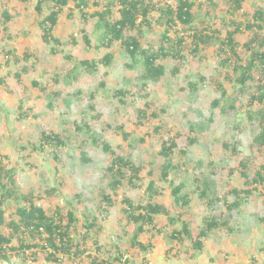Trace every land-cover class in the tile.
Here are the masks:
<instances>
[{
	"label": "rangeland",
	"instance_id": "rangeland-1",
	"mask_svg": "<svg viewBox=\"0 0 264 264\" xmlns=\"http://www.w3.org/2000/svg\"><path fill=\"white\" fill-rule=\"evenodd\" d=\"M78 1L87 3L83 13L76 7ZM152 2L156 6L148 17L150 26H142L141 46L156 50L166 29V16L159 18L161 7L175 8L177 0ZM188 2L191 24L175 20L167 33L170 42L163 44L174 58L158 59L156 65H162L164 75L156 82L145 81L142 88V58L133 60L122 50L120 40L106 41L104 23L92 17L108 10L106 20L112 24L119 17L120 0L71 3L58 17L48 41L42 39L39 26L48 15L47 5L41 6L38 15L37 0H0L2 164L16 170L20 193L41 195L35 199L38 206L73 210L79 219L76 233H81L85 220L95 219L97 226L92 232L97 243L87 241L89 250L81 258L49 262L42 251L36 257L33 250L24 256L10 251V258H0V264L113 263L117 253L122 255L119 264L126 260L128 264H264V188L258 185L245 195L248 187L240 174L242 162L247 163L250 176L264 165V146L255 141L257 112L264 111V102L251 104L250 93L239 92L236 81V65L246 62L249 53L239 48L236 58L231 55L224 64L218 41L195 48L192 38L193 33L225 38L233 23H238L242 31L236 42L242 46L255 38L252 48L264 50V28L245 29L254 22L255 11H264V0H241L240 10L228 0ZM2 14L9 15L6 24ZM128 36L135 32L123 33L124 39ZM105 56L107 62L102 60ZM51 131L67 145H40L41 133ZM94 140L134 161L140 173L133 185L124 181L112 190L108 183L113 179L103 175L111 157ZM172 143V169L167 180L160 182L166 161L160 151L163 144ZM150 181L158 182L162 194L156 201L168 207L176 220L158 216L156 229L147 226L134 242L135 226L124 215V199L144 201ZM177 186L188 197L184 208L173 202L171 188ZM52 187L57 194L46 195L44 190ZM211 219L219 228L208 234L198 252L188 238L180 239L173 232L181 229L184 220L194 238ZM138 242L144 243V250ZM12 247L17 249L16 239Z\"/></svg>",
	"mask_w": 264,
	"mask_h": 264
},
{
	"label": "trees",
	"instance_id": "trees-1",
	"mask_svg": "<svg viewBox=\"0 0 264 264\" xmlns=\"http://www.w3.org/2000/svg\"><path fill=\"white\" fill-rule=\"evenodd\" d=\"M235 4L236 8L240 10L241 0H228ZM77 0H37L35 10L38 15L41 14V6L47 5L49 12L40 22L39 26L42 30V39L48 41L51 38L50 32L58 22V17L63 12V9L69 6L71 3L75 4ZM156 3L152 0H120L119 17L111 24L106 20L109 15V11L96 12L92 17H98V20L104 23L106 41L120 40L122 50L127 53L133 60L139 56L142 58L143 70L139 75L144 87L145 81H159L164 75V68L162 65H156V62L160 58L172 57L167 52V49L163 47V44L169 43V36L167 33L172 29L173 25L178 20L183 25H190L192 21L191 4L188 0H177L175 8L170 5L161 7L162 15L166 16L165 30L160 37V45L156 50L153 48H142L141 39L143 36L142 26H150L148 17L150 12L155 9ZM76 7L80 10L87 7V3L84 1H78ZM254 22L247 23L245 29L249 31H261L264 28V11L258 9L253 13ZM2 21L6 24L9 21V15L2 14ZM234 28L226 32L225 38L212 37L210 35L193 33V45L196 47L203 45L208 46L213 41H218V54L224 55L223 63H229V56L236 58L237 50L244 48L249 53V58L246 62H240L236 65V72H239L237 77V84L240 85L239 92L250 93L249 100L252 103L264 102V50H254L253 44L255 38L249 40L242 46H240L235 37L242 29L238 23H233ZM135 32V36H128L124 39V32ZM86 39V38H85ZM180 44V42L178 41ZM178 44V45H179ZM10 51L6 52V56L10 55ZM174 58V57H172ZM104 62L108 61L107 56L103 57ZM243 60V58H241ZM81 64L89 67H93V63L83 61ZM177 72L174 69V73ZM124 94V93H121ZM91 102L93 101V95L89 96ZM92 111L95 110L94 104H90ZM99 118V115H97ZM259 118L258 126L259 133L255 138L258 145L264 146V111L257 112ZM251 118V116H250ZM126 137V133H123ZM39 144H51L52 147H65L67 144L60 135L55 132L41 133ZM97 145L102 146V150L108 153L111 157L110 164L104 170V176L109 175L113 180L108 183L113 191H116L120 185L126 181L128 184H134L133 180H138V174L140 168L134 166V161L125 159L122 156L116 155L112 152L110 146L101 141H93ZM174 143L170 145L163 144L160 151L166 161L162 165V170L159 175V181L164 182L169 176V171L172 169V165L169 162V156L174 147ZM54 158L57 157L54 155ZM133 162V163H132ZM243 168L241 171V177L245 187L253 186V189L246 188L243 193L249 196L252 190H255L257 186L264 188V165L256 168L253 174L250 176L247 163H240ZM162 188L159 187L158 182L154 183L150 181L147 185V197L144 201L139 200L136 202H130L129 199H124L126 204L124 209V215L127 222L134 224L135 230L132 234V241L142 235L150 226V229H156V218L158 216H165L170 221L176 220L170 215L168 207L156 201V198L162 194ZM236 193V190H233ZM44 193L49 196H55L57 194L56 187L47 188ZM171 195L173 197L174 205L178 208H184L188 206L189 201L187 195L182 193L181 186L171 188ZM41 199V195H33L32 192L22 194L18 191L16 184V170L14 168L6 169L2 164L0 154V258H10V251L16 253H22V256L26 252L33 250V254L36 257L37 251H42L46 255V259L49 262H60L64 258L75 259L81 258L88 252L86 246L87 241H93L97 243V240L93 239L94 228L96 226V220H85L82 223L81 233H76V225L79 222L76 213L73 210L64 209L53 205L50 209H43L35 202ZM106 203L110 205V200L105 196ZM179 219L183 216L179 213ZM7 227L8 232L4 233V228ZM215 228H219L215 219L206 221L203 228L195 233L192 238L191 229L188 222L181 221V229L173 231L177 236L182 238H188L192 244L193 249L198 252L203 247V240L207 238L208 234ZM73 234H76L73 236ZM73 236V237H72ZM16 239L18 243L17 249L12 247V240ZM135 242V241H134ZM141 249H145L144 243H137ZM134 245V243H131ZM49 250V251H48ZM35 252V253H34ZM114 257V261L98 262L99 264H119V260L122 255ZM61 255V259H59ZM88 255V254H87ZM89 256V255H88ZM97 263V264H98ZM124 264H128L127 260Z\"/></svg>",
	"mask_w": 264,
	"mask_h": 264
}]
</instances>
